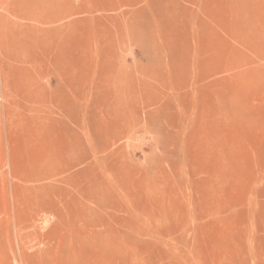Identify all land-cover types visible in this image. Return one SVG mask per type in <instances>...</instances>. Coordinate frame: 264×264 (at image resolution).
I'll return each mask as SVG.
<instances>
[{"label": "rangeland", "instance_id": "rangeland-1", "mask_svg": "<svg viewBox=\"0 0 264 264\" xmlns=\"http://www.w3.org/2000/svg\"><path fill=\"white\" fill-rule=\"evenodd\" d=\"M0 264H264V0H0Z\"/></svg>", "mask_w": 264, "mask_h": 264}]
</instances>
